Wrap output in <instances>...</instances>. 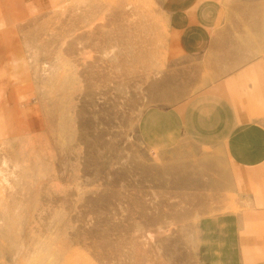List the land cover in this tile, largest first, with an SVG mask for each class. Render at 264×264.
Returning <instances> with one entry per match:
<instances>
[{
  "label": "rangeland",
  "instance_id": "obj_1",
  "mask_svg": "<svg viewBox=\"0 0 264 264\" xmlns=\"http://www.w3.org/2000/svg\"><path fill=\"white\" fill-rule=\"evenodd\" d=\"M170 31L153 0H0V264H239L223 171L139 132Z\"/></svg>",
  "mask_w": 264,
  "mask_h": 264
},
{
  "label": "crops",
  "instance_id": "obj_2",
  "mask_svg": "<svg viewBox=\"0 0 264 264\" xmlns=\"http://www.w3.org/2000/svg\"><path fill=\"white\" fill-rule=\"evenodd\" d=\"M153 2L180 61L172 81H157L158 91L176 93L142 111L141 138L172 153L173 170L199 171L208 185L223 171L243 209L239 264H264V0Z\"/></svg>",
  "mask_w": 264,
  "mask_h": 264
}]
</instances>
